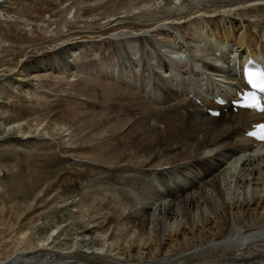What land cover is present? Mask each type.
Masks as SVG:
<instances>
[{
    "label": "bare ground",
    "instance_id": "obj_1",
    "mask_svg": "<svg viewBox=\"0 0 264 264\" xmlns=\"http://www.w3.org/2000/svg\"><path fill=\"white\" fill-rule=\"evenodd\" d=\"M7 1L10 4L3 6L0 19L13 21L8 30L11 36L20 38L19 49L22 38L25 41L27 37L28 47L39 43L41 36L36 31L41 33L43 29L52 38L46 39L45 32L42 40L60 39V45L66 48L78 44L71 39L75 34L94 40L117 32L135 42L149 31L166 34L188 27L189 20L198 18L202 29L192 33L185 28L192 33V41H198L195 50L201 55L194 63L178 65L177 73L168 74L169 60L171 56L182 57L186 50H176L178 46L169 43L175 51H170L168 58L155 39L148 43L150 47L145 41L119 46L128 55L131 67H138L139 73L132 69L134 75H140L136 81L131 82L129 76L119 81L114 75L109 77V91L136 112L135 119L124 121L120 128L127 136L140 135V168L143 172L152 169L163 179L151 170L150 179L144 174L128 182L131 186L128 184L124 194L127 208L113 206L108 210L106 219L113 226L105 240L85 234L68 238L69 223L60 224L59 232L47 238L49 241L53 237L49 248L22 250L1 259L0 264H264V142L255 145L244 133L252 122L264 120V112L234 110L215 101L216 95L235 98L237 87L244 85L237 70L238 60L264 51V18H252L254 11L263 9L264 0H48L49 5H45L47 0H34L26 9V0H18L22 6ZM71 20L76 24L71 25ZM219 20L231 23L227 26L223 22L228 37L213 40L205 27L214 30ZM20 24L31 26L34 32H18L21 28L16 26ZM54 24L59 29H53ZM234 24L240 25L239 30L244 28L246 35L237 36ZM253 28L259 33L254 34ZM3 46L0 42V80L30 83L39 78L27 74L29 69L24 64L8 66L11 54L7 51L14 48ZM45 60L32 68L52 67ZM148 80H153V86ZM209 107L222 112L214 116L208 112ZM27 126L18 123L0 132V140L24 141L39 136L26 130ZM171 150L176 156L169 153ZM175 167L177 176L176 171L167 172ZM105 243L109 246L104 254L99 245ZM133 248H137L136 253H132Z\"/></svg>",
    "mask_w": 264,
    "mask_h": 264
},
{
    "label": "rangeland",
    "instance_id": "obj_2",
    "mask_svg": "<svg viewBox=\"0 0 264 264\" xmlns=\"http://www.w3.org/2000/svg\"><path fill=\"white\" fill-rule=\"evenodd\" d=\"M12 1V5L18 2ZM31 1L34 0L23 1V7L25 5L26 9ZM8 4L10 1L3 0L0 11ZM18 5H21L20 1ZM45 5H49L48 0ZM262 7L263 9L257 10L259 13H252V18H264V6ZM75 10L73 11L76 12ZM200 20L204 21L202 18ZM10 22L13 21L5 22L0 19V42L3 47L15 49L11 50L14 52L7 51L12 55L8 54L11 58L8 66L16 68L24 64L29 69L27 74L39 75L37 77L40 79L36 78L30 83L0 80V132L23 123L28 125L26 130L36 132L39 136L24 141L0 140V260L22 250H45L53 235L59 232L57 226L60 224L69 223L68 238L85 234L105 240L113 226L106 219L108 210L113 206L127 208L124 194L125 188L131 186L128 182L142 178L144 174L149 176L148 179L153 174L162 178L161 174L152 169H149L150 172H143L140 168L141 163L137 160L140 152L137 145L143 144L139 143L140 135L132 134L133 137H130L125 130H121L124 121L135 119L136 112L126 105L120 96L114 97L109 91V77L114 75L119 81L122 77L127 79L129 76L132 82L140 75H134L133 70L139 73L138 67H131L128 55L122 53L120 47L126 48L127 43L135 42L140 45L144 41L147 47H150L148 43L157 40L158 47L169 54L168 58L172 51L184 47L182 50H186L185 54L188 55L186 59L176 61L171 57L169 60L177 68L194 63L201 55L195 50L198 41L191 39L193 31L202 29L199 18L189 20L188 27L171 29L166 34L157 30L149 31L144 39H137L135 42L117 32L97 36L94 40L82 34H75L76 37L72 36L71 39L78 41V44L67 48L64 44L60 45V39L46 41L51 39L52 35L46 32L47 29H43L41 33L36 31L41 36H38L39 43L28 47L27 37L25 41V38H22L20 49V38L13 35L12 37L9 31L8 25L13 24ZM76 22L73 20L72 23L71 20L70 24ZM219 22V27L214 30L209 26H206L209 30L205 27V31L211 33L208 35L213 37V40L228 37V30L224 29L223 22L227 26H231V23L224 20ZM56 26L52 25L53 29H59ZM233 26L237 36L246 35L244 28L239 30V24ZM16 27L22 29L18 32H34L31 26L26 27L24 24ZM185 28L191 29L192 33ZM256 29L252 30L254 34L259 33ZM173 30L174 33L169 34ZM26 35L28 34L25 33L24 36ZM42 36L46 39L42 40ZM253 41L256 43L257 39L253 38ZM199 42L202 43L203 40L200 39ZM169 43L178 47L171 48ZM212 51L215 53L220 50ZM2 52L0 49V53ZM210 57L208 59H211ZM41 59H46L52 67H43L41 70L32 68L38 66ZM219 62L221 64V61ZM152 81L148 80L150 86H153ZM155 90L158 91L156 87ZM194 147L195 145H192V148ZM143 148L150 147L143 145ZM169 153L176 156L173 150ZM177 171L175 167L167 172L177 176ZM49 235L53 237L48 241ZM99 246L103 247L105 254L109 244ZM133 249L132 253H136L137 248Z\"/></svg>",
    "mask_w": 264,
    "mask_h": 264
},
{
    "label": "water",
    "instance_id": "obj_3",
    "mask_svg": "<svg viewBox=\"0 0 264 264\" xmlns=\"http://www.w3.org/2000/svg\"><path fill=\"white\" fill-rule=\"evenodd\" d=\"M2 1H0V4H1Z\"/></svg>",
    "mask_w": 264,
    "mask_h": 264
},
{
    "label": "snow or ice",
    "instance_id": "obj_4",
    "mask_svg": "<svg viewBox=\"0 0 264 264\" xmlns=\"http://www.w3.org/2000/svg\"><path fill=\"white\" fill-rule=\"evenodd\" d=\"M250 75H252V74L250 73Z\"/></svg>",
    "mask_w": 264,
    "mask_h": 264
}]
</instances>
